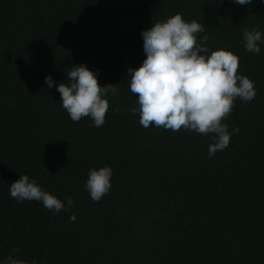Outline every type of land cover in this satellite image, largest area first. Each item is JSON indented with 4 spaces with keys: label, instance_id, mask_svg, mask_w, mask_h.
<instances>
[{
    "label": "trees",
    "instance_id": "obj_1",
    "mask_svg": "<svg viewBox=\"0 0 264 264\" xmlns=\"http://www.w3.org/2000/svg\"><path fill=\"white\" fill-rule=\"evenodd\" d=\"M175 14L205 27L209 54L237 55L257 93L235 100L230 144L211 158V136L144 128L132 114L141 33ZM245 28L264 34V0H0V264L13 248L26 264H264V42L246 52ZM79 65L117 84L99 128L60 103ZM102 167L112 187L93 202L85 184ZM20 175L73 206L11 198Z\"/></svg>",
    "mask_w": 264,
    "mask_h": 264
},
{
    "label": "clouds",
    "instance_id": "obj_2",
    "mask_svg": "<svg viewBox=\"0 0 264 264\" xmlns=\"http://www.w3.org/2000/svg\"><path fill=\"white\" fill-rule=\"evenodd\" d=\"M241 6L253 0H232ZM205 27L195 20L186 22L181 14H175L164 22H156L142 31L143 51L146 59L137 69H128L129 88L136 97L137 108L132 114L139 115V123L144 128L155 126L173 132L194 131L211 136L214 142L209 145V158L217 151L225 150L230 144V133L224 120L232 112L234 102L240 98L252 101L256 96L254 82L239 75V57L231 51L219 49L211 51L206 46L208 36L197 41L198 34ZM246 52L260 53L259 44L264 42L260 31L247 28L242 32ZM203 53V55H201ZM67 82L60 83L61 105L73 122L89 117L94 127L105 123L109 109V94H118L117 84L101 87L96 73L86 65L73 66L67 73ZM49 88L54 86L51 76L45 78ZM115 111L119 112L120 109ZM238 133L239 128L234 127ZM110 167L90 170L85 184L93 202H99L112 187ZM11 198L17 201H39L49 211L56 213L71 208L72 198L61 202L54 195L44 191L28 175L11 183ZM75 215L70 217L75 221ZM20 251L13 248L3 264H26L16 259ZM35 264V262H33Z\"/></svg>",
    "mask_w": 264,
    "mask_h": 264
}]
</instances>
